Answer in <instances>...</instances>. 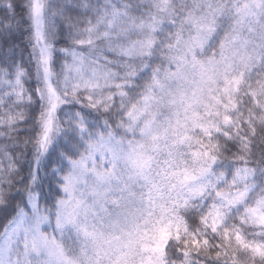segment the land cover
I'll use <instances>...</instances> for the list:
<instances>
[{
    "label": "snow or ice",
    "instance_id": "1",
    "mask_svg": "<svg viewBox=\"0 0 264 264\" xmlns=\"http://www.w3.org/2000/svg\"><path fill=\"white\" fill-rule=\"evenodd\" d=\"M0 264H264V0H0Z\"/></svg>",
    "mask_w": 264,
    "mask_h": 264
}]
</instances>
